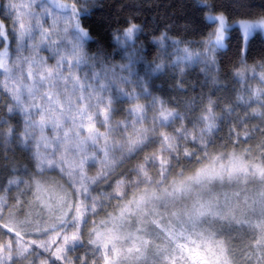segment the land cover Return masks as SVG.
I'll return each instance as SVG.
<instances>
[{
    "label": "snow or ice",
    "instance_id": "6c2138e0",
    "mask_svg": "<svg viewBox=\"0 0 264 264\" xmlns=\"http://www.w3.org/2000/svg\"><path fill=\"white\" fill-rule=\"evenodd\" d=\"M197 4L207 29L198 49L181 48L182 42L173 40L171 62L158 55L145 62L141 76L137 64L144 49L136 45L141 28L131 20L113 37L125 62L113 63L85 50L90 37L80 24L88 13L82 0L0 3V15L9 21L0 19V95L8 97L4 108L10 114L8 120L0 118V146L17 142L32 160L27 179L8 182L17 186L11 204L10 187L0 185V264L29 257L30 264H236L237 259L264 264V191L246 195L248 183L264 185V141L241 148L252 139L245 127L249 117L258 116L264 125V111L247 112L253 104L264 109V88L246 87L248 98L237 96L221 116L209 99L194 117L170 109L149 91L151 74L171 69L183 75L201 62L202 71L215 70L230 32L239 30L243 52L254 32H264V16L236 20L219 11L214 0ZM168 41L161 33L153 43L163 53ZM44 50L48 56L40 54ZM251 71L256 79L255 68ZM247 72L245 66L234 76L246 84ZM259 80L264 84V72ZM123 102L130 106H115ZM241 105L247 106L244 118L235 114ZM118 113L123 118L115 120ZM233 114L236 123L228 121L227 138L232 151L228 144L223 151L210 150L225 116ZM16 115L22 127L10 123ZM255 131L264 136V127ZM149 146L154 147L150 155L116 172ZM184 162L197 167L186 174ZM96 165V174L89 175ZM225 187L236 190L217 191ZM40 205L41 214L25 211ZM239 230L249 231L250 240L237 257L220 237ZM78 249L82 255H69Z\"/></svg>",
    "mask_w": 264,
    "mask_h": 264
},
{
    "label": "trees",
    "instance_id": "16d2710c",
    "mask_svg": "<svg viewBox=\"0 0 264 264\" xmlns=\"http://www.w3.org/2000/svg\"><path fill=\"white\" fill-rule=\"evenodd\" d=\"M3 0H0L2 3ZM219 11H223L226 16L231 19H254L264 16V0H214ZM88 8L87 15L81 17L82 27L88 31L90 39L85 44V50L89 55L101 54L109 58L113 63H122L124 49L119 48L114 40V34L122 32L128 26L129 20L136 23L141 28L136 40L137 47L143 46L144 60L137 64V71L141 76L145 74V62H152L157 59L158 55H163L167 63L168 56H171L174 48L171 41H181L180 47L190 46L193 49H198V41L206 33L204 13L198 10L197 0H87L82 5ZM0 19L4 20L6 25L9 24L3 15ZM161 33H166L169 37L168 46L161 53L158 46L153 43L155 38H158ZM247 50L243 52L244 47L239 30H234L228 34L226 40L227 46L219 50L217 54L218 66L215 70L202 71L204 64L196 63L191 67H186L184 74L181 75L178 71L165 70L161 73L151 74L146 79L149 82V91L151 95L163 100L166 106L170 109L187 113L189 117L200 115L199 109L207 104L210 99L217 105L215 112L217 116L222 115V109L237 103V96H244L247 99L248 92L246 87L253 89L256 86L262 88L259 80V75L264 72V34L261 32L253 33L248 41ZM14 47V45H13ZM241 60L244 64H241ZM247 67L248 72L245 74L246 84L238 82L234 73L238 70H243ZM256 70V79H251L252 69ZM250 76V78H249ZM193 101L195 103L193 104ZM141 104L147 103L145 99L139 101ZM8 103V97L0 95V118L8 120L10 114L4 108ZM117 108L126 109L130 106L129 103L123 102L115 105ZM246 105H241L235 109V114H239L241 118L245 117ZM261 112L264 109H259L258 104H253L251 108H247L248 113ZM233 114L225 116L224 121L220 124V130L214 134V144L210 150L219 149L225 150L222 145L228 144V151H232L231 144L228 142V133L232 123H236ZM151 115V114H149ZM122 114L115 115V120L122 119ZM10 123L16 127H22V121L18 115L12 116ZM186 123V121H185ZM176 126H179L177 122ZM7 128V125L4 126ZM189 127H191L189 125ZM251 130L252 139L248 144H244L241 148L257 147L261 141H264V136L260 132L255 131L261 125V120L258 116L249 117L248 123L245 126ZM103 131V129H101ZM243 135V132H242ZM190 150L192 146L189 145ZM154 151V147L149 146L143 152H140L134 159H125L122 164L117 167L116 172L119 173L124 169L133 167L136 163L141 162L144 156L150 155ZM181 159H183L181 157ZM175 163V161H173ZM182 167L186 170V174H191V169L197 165L184 162ZM32 168V160L30 152L17 142L6 143L0 146V185L10 187L8 193L11 204L12 196L17 195V186L9 185V181L16 179H27V170ZM99 165L89 169V175H95ZM150 175H155V169H149ZM52 179H59L56 176H51ZM62 183V181H61ZM23 190L24 185L19 186ZM101 189L110 192L106 184L100 185ZM29 200H34V197L29 196ZM115 204V201H112ZM40 206L26 207L25 211L31 213L32 216L41 214ZM111 211V209H108ZM47 219V211L43 213ZM103 216V213H101ZM23 219V216L19 217ZM31 218V217H30ZM99 219V217H98ZM38 234H33L30 238L36 239ZM83 249H78L70 253L71 257L83 254ZM47 255V254H45ZM91 255V254H90ZM18 260V264H30V260Z\"/></svg>",
    "mask_w": 264,
    "mask_h": 264
},
{
    "label": "rangeland",
    "instance_id": "374dc122",
    "mask_svg": "<svg viewBox=\"0 0 264 264\" xmlns=\"http://www.w3.org/2000/svg\"><path fill=\"white\" fill-rule=\"evenodd\" d=\"M80 24H81V21H80ZM81 26H82V24H81ZM256 32L260 33L261 31L257 30ZM256 32H254V33H256ZM261 33L264 34V32H261ZM226 40L224 42L225 47L227 46ZM248 43L249 42H247V45H248ZM25 54H28V53H25ZM40 54L43 56L49 55L47 50L42 51ZM49 63H52V61L50 60ZM181 67H184V65H181ZM251 76H252V74H251ZM259 77H260V75H259ZM249 78H250V76H249ZM261 85L263 86L262 88H264V84H261ZM249 88H250V85H249ZM255 89H259V88L256 86L255 88H253V90H255ZM247 98H248V96H247ZM258 108L260 109L259 105H258ZM235 190L236 189L231 188V187H225L222 189H218L217 191H219L221 193H228L229 195H231V193ZM260 191H264V185H260L259 183H255V182L247 184L246 195H248L249 197H253V198L256 197L258 192H260ZM220 238L225 239L228 242V246L231 248L232 252L235 253L236 256L238 257L240 251L244 248V246H246L247 243H249L250 235H249V231L239 230V231H231L228 235H225V236L220 237ZM236 264H243V261L240 259H237ZM254 264H255V261H254Z\"/></svg>",
    "mask_w": 264,
    "mask_h": 264
}]
</instances>
